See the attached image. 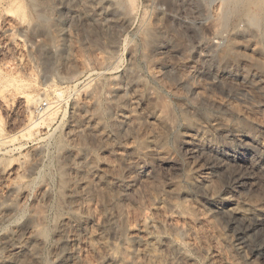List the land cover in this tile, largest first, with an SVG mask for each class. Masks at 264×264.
<instances>
[{
	"label": "rangeland",
	"instance_id": "obj_1",
	"mask_svg": "<svg viewBox=\"0 0 264 264\" xmlns=\"http://www.w3.org/2000/svg\"><path fill=\"white\" fill-rule=\"evenodd\" d=\"M131 2L0 0V264H264V0Z\"/></svg>",
	"mask_w": 264,
	"mask_h": 264
},
{
	"label": "bare ground",
	"instance_id": "obj_2",
	"mask_svg": "<svg viewBox=\"0 0 264 264\" xmlns=\"http://www.w3.org/2000/svg\"><path fill=\"white\" fill-rule=\"evenodd\" d=\"M119 2H121V1H119ZM118 2V3H119ZM126 2H127V6L126 5H124L123 3L122 4H120V6L122 5H124L125 7H128L127 9L129 10L130 8H131V4H132V2H131V0H126ZM124 8V7H123ZM23 11H24V9H22V8H20L19 9V12L20 13H23ZM249 12H251V10L249 9L248 10ZM253 11V10H252ZM253 13L254 12H251V14L253 15ZM249 14V13H248ZM252 15H250V16H252ZM255 18V17H254ZM253 17H251L250 18V20L252 21V22H254L255 21V19H254ZM27 29L28 28H26V31H27ZM38 29V28H37ZM36 30V29H35ZM38 31V30H37ZM151 36L154 38L155 37V35H154V33H153V31H151ZM150 36V37H151ZM55 44V43H54ZM40 102V99H38V98H36V97H31V98H28L27 99V103H28V107L30 108V109H32V108H34L38 103ZM119 107L121 108V109H123V105L122 104H119ZM50 109H48V112H45L44 113V116H47V117H51L52 115H53V113H51V111H52V109H51V107H49ZM187 140H185L184 141V143L185 144H192V147H194L195 149L196 148H199V144H197V141H198V139L194 136V135H190V136H188L187 138H186ZM194 148L193 149H191L192 151L191 152H194L195 150H194ZM22 165H24L25 163L24 162H22L21 163ZM2 173H4V171L2 172ZM119 181L121 182V183H123V184H125V185H129L130 184V181H128V180H126V178L125 177H120L119 178ZM70 188H72V187H70ZM72 194L74 193L75 194V192H71ZM228 205H231V206H235L234 207V211H235V213H244V214H246V213H248V212H252L257 218H258V221H257V223H256V225L254 224L255 222H256V220H255V222L253 223L256 227L257 226H261L262 225V223H264V211L262 210V209H259V208H254V207H251V206H248V205H245V206H242L240 203H237L236 201H230V203L228 204ZM73 217L74 218H77V216H75V215H73ZM254 226V227H255ZM44 233H46V232H44Z\"/></svg>",
	"mask_w": 264,
	"mask_h": 264
}]
</instances>
